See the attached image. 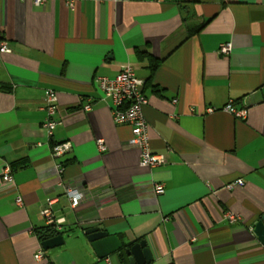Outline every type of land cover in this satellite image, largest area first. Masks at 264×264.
<instances>
[{"label": "crops", "instance_id": "1", "mask_svg": "<svg viewBox=\"0 0 264 264\" xmlns=\"http://www.w3.org/2000/svg\"><path fill=\"white\" fill-rule=\"evenodd\" d=\"M0 42L10 50L0 53V264H40L34 230L45 226L48 197L65 220L62 244L43 253L48 264H129L123 250L139 241L146 264H264L252 232L264 215V0H75L72 8L0 0ZM226 43L230 53H219ZM149 59L159 63L153 71ZM124 66L144 82L149 148L161 166L139 165L130 126L115 124L102 99L98 78ZM48 91L58 122L51 138L42 127ZM229 101L245 118L222 110ZM66 141L71 149L53 160L51 146ZM59 179L85 189L75 210ZM155 184L163 193L154 200ZM92 221L123 250L99 259L85 235Z\"/></svg>", "mask_w": 264, "mask_h": 264}, {"label": "built area", "instance_id": "2", "mask_svg": "<svg viewBox=\"0 0 264 264\" xmlns=\"http://www.w3.org/2000/svg\"><path fill=\"white\" fill-rule=\"evenodd\" d=\"M53 0H31L32 5L40 7L45 3ZM69 8H72L75 0H61ZM117 1V0H113ZM231 51L230 44H221L219 46V53L229 54ZM8 53L5 42H0V53ZM144 82L134 76L133 70L130 66H124L121 71L114 78L100 77L98 78V87L103 94V100L109 99L111 104V116L115 124H127L131 128L130 145L137 149L140 154L139 165L145 168H154L165 163L163 156L154 154L149 148V136L147 124L143 116V108L147 105V98L143 93ZM85 110H89L90 106L85 105ZM45 118L42 122V127L45 130L46 136L51 138L53 132L58 125L55 120L56 113V95L54 91H48L44 100ZM223 111L231 114L235 118H245V109L237 110L234 108L233 102L229 101L223 108ZM208 112L213 109L209 108ZM96 147L99 153H103L106 147L102 140L96 142ZM71 149L69 142H56L51 146L50 156L53 160H58L63 157ZM54 161V162H55ZM55 175L60 178L63 167L60 163L53 166ZM3 182L10 183L12 181V169L9 165H4L1 172ZM233 185H242L241 180H237ZM233 185L227 186L232 188ZM55 187L61 191V195L67 201V206L70 210H75L81 202L85 199V189L80 184H65L59 179ZM163 193V186L155 184L152 190V197L155 200ZM58 198H46L44 206L41 208L39 214L46 227H50L59 231L61 225L64 223V218H59L55 215L53 209ZM14 204L18 207L22 206L23 202L20 196L14 199ZM223 218L229 222H236L238 217L231 212H225ZM91 228L98 226V221H92ZM44 250L40 244L34 254L35 262L40 264H48L44 260Z\"/></svg>", "mask_w": 264, "mask_h": 264}, {"label": "water", "instance_id": "3", "mask_svg": "<svg viewBox=\"0 0 264 264\" xmlns=\"http://www.w3.org/2000/svg\"><path fill=\"white\" fill-rule=\"evenodd\" d=\"M252 232L257 240L264 245V215L253 223ZM85 235L92 250L99 259H104L123 250V246L116 236H109L106 232L99 230V228L87 229ZM62 242L61 235H56L42 241L40 246L44 251H47L60 246ZM123 251L129 264H146L151 261L150 251L144 241L132 244Z\"/></svg>", "mask_w": 264, "mask_h": 264}, {"label": "trees", "instance_id": "4", "mask_svg": "<svg viewBox=\"0 0 264 264\" xmlns=\"http://www.w3.org/2000/svg\"><path fill=\"white\" fill-rule=\"evenodd\" d=\"M150 62V70L153 71L157 68L158 62L154 61L152 59H149ZM34 234L37 238V240L41 243L44 240H47L49 238H52L56 235L62 234L60 231H56L55 229H52L50 227L44 226L43 228L35 229Z\"/></svg>", "mask_w": 264, "mask_h": 264}]
</instances>
